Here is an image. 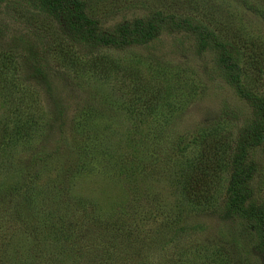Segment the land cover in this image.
<instances>
[{
  "label": "rangeland",
  "instance_id": "rangeland-1",
  "mask_svg": "<svg viewBox=\"0 0 264 264\" xmlns=\"http://www.w3.org/2000/svg\"><path fill=\"white\" fill-rule=\"evenodd\" d=\"M82 1L98 31L156 9L203 24L264 96L262 0ZM55 24L38 0H0V44L16 51L0 69V264H264L255 226L223 205L228 146L252 108L211 42L162 24L84 55ZM244 163L264 203V142Z\"/></svg>",
  "mask_w": 264,
  "mask_h": 264
},
{
  "label": "trees",
  "instance_id": "trees-1",
  "mask_svg": "<svg viewBox=\"0 0 264 264\" xmlns=\"http://www.w3.org/2000/svg\"><path fill=\"white\" fill-rule=\"evenodd\" d=\"M38 1L54 15L56 31L61 36L63 44L69 45L67 41L72 43L76 46L78 54L86 55L91 49L99 47L121 49L131 42L147 41L156 34L158 27L162 24L193 32L200 40L211 42L227 82L252 108L251 120L236 130L228 146L226 161L228 172L223 205L225 210L231 214L249 220L255 226L257 237L255 247L264 262V203L252 202L251 190L247 182L254 171V166L251 163H244L246 149L264 142V96L253 93L242 84L240 78L242 69L235 56L239 49L231 41L219 38L203 24L193 22L187 16H175L173 13L160 9L153 10L141 18L122 21L115 26L113 31L106 32L97 30L95 21L85 13L82 0ZM262 3L264 6V0ZM260 16L264 17V10L260 12ZM3 46L0 44V69L13 67V56L16 51L11 47H5L6 45ZM25 73L26 80L38 84L47 92L46 79L38 68L26 69L25 66ZM201 182L204 183V180L202 179ZM186 195L191 201H196L208 194L206 192L198 193L194 190Z\"/></svg>",
  "mask_w": 264,
  "mask_h": 264
}]
</instances>
